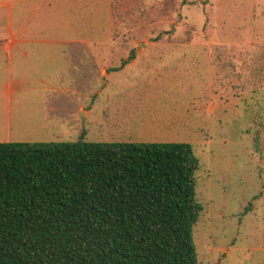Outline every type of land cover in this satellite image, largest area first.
<instances>
[{"label":"rangeland","instance_id":"1","mask_svg":"<svg viewBox=\"0 0 264 264\" xmlns=\"http://www.w3.org/2000/svg\"><path fill=\"white\" fill-rule=\"evenodd\" d=\"M0 41V143L191 144L199 264H264V0H0Z\"/></svg>","mask_w":264,"mask_h":264},{"label":"trees","instance_id":"2","mask_svg":"<svg viewBox=\"0 0 264 264\" xmlns=\"http://www.w3.org/2000/svg\"><path fill=\"white\" fill-rule=\"evenodd\" d=\"M199 167L188 143H0V264H199Z\"/></svg>","mask_w":264,"mask_h":264},{"label":"crops","instance_id":"3","mask_svg":"<svg viewBox=\"0 0 264 264\" xmlns=\"http://www.w3.org/2000/svg\"><path fill=\"white\" fill-rule=\"evenodd\" d=\"M9 7L12 8V4H9ZM24 42H29V41H20V40H16V39L9 40V44H7V46H6V48L4 50L6 52H9L11 60H12V58L14 56L16 47L19 44H22ZM31 42L34 43V41H30L29 43H31ZM0 43H1V41H0ZM45 43L48 44V45H51V44H56L57 45L59 43V41H45ZM63 43H64V45H91L92 44L91 41H89L87 39H85V40L84 39L69 40V41H64ZM79 51H80V49H77V52H79ZM17 52H20V54L24 58L29 56L28 52H26V51H21V50L17 49ZM94 55L96 57V50H95Z\"/></svg>","mask_w":264,"mask_h":264}]
</instances>
